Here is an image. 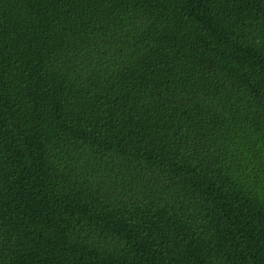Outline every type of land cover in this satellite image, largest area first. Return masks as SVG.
I'll list each match as a JSON object with an SVG mask.
<instances>
[{"label": "trees", "instance_id": "obj_1", "mask_svg": "<svg viewBox=\"0 0 264 264\" xmlns=\"http://www.w3.org/2000/svg\"><path fill=\"white\" fill-rule=\"evenodd\" d=\"M0 264H264V0H0Z\"/></svg>", "mask_w": 264, "mask_h": 264}]
</instances>
